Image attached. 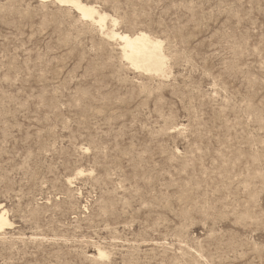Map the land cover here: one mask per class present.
I'll return each instance as SVG.
<instances>
[{
  "label": "rangeland",
  "instance_id": "374dc122",
  "mask_svg": "<svg viewBox=\"0 0 264 264\" xmlns=\"http://www.w3.org/2000/svg\"><path fill=\"white\" fill-rule=\"evenodd\" d=\"M81 1L166 73L71 5L0 0V264H264V0Z\"/></svg>",
  "mask_w": 264,
  "mask_h": 264
},
{
  "label": "bare ground",
  "instance_id": "6f19581e",
  "mask_svg": "<svg viewBox=\"0 0 264 264\" xmlns=\"http://www.w3.org/2000/svg\"><path fill=\"white\" fill-rule=\"evenodd\" d=\"M54 1L60 5H71L79 12L81 18L88 20L93 26H96L107 39L117 41L120 45L121 57L125 58L133 68L148 72L149 74L165 75L166 61L162 50L164 40L142 30L127 33L118 31L115 28L105 29L108 20L114 25L117 20L109 17L107 13L100 11L91 3L81 0ZM10 224L5 210L0 207V233H3L5 227ZM97 252L100 258L106 256L100 249Z\"/></svg>",
  "mask_w": 264,
  "mask_h": 264
}]
</instances>
